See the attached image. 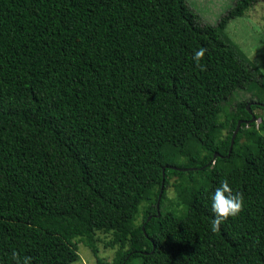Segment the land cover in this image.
Returning a JSON list of instances; mask_svg holds the SVG:
<instances>
[{
  "label": "trees",
  "instance_id": "16d2710c",
  "mask_svg": "<svg viewBox=\"0 0 264 264\" xmlns=\"http://www.w3.org/2000/svg\"><path fill=\"white\" fill-rule=\"evenodd\" d=\"M260 1L0 0V264H264V79L225 32ZM224 179L244 210L213 233Z\"/></svg>",
  "mask_w": 264,
  "mask_h": 264
},
{
  "label": "rangeland",
  "instance_id": "374dc122",
  "mask_svg": "<svg viewBox=\"0 0 264 264\" xmlns=\"http://www.w3.org/2000/svg\"><path fill=\"white\" fill-rule=\"evenodd\" d=\"M235 1L236 0H187L190 6L200 14L205 22L213 24L219 21L220 17L234 5ZM225 32L249 59L252 65L254 64L258 76L264 79V0L247 9L244 15L232 19L227 25ZM251 90L257 92V87ZM251 93L252 91L249 92L244 89L238 90L235 92L233 101L249 99ZM253 112L258 114L256 123L257 127H259L264 121V110L255 108ZM175 194V189L171 187L169 189V197L174 199ZM166 204L169 206V201H167ZM100 236L102 238L104 237L103 242L109 239L108 236L104 234ZM103 242L99 243L100 256L105 261L111 262L116 255L117 248L105 247ZM78 249L80 259L73 264H101L98 262L91 249L81 241L78 242Z\"/></svg>",
  "mask_w": 264,
  "mask_h": 264
},
{
  "label": "clouds",
  "instance_id": "9594fccd",
  "mask_svg": "<svg viewBox=\"0 0 264 264\" xmlns=\"http://www.w3.org/2000/svg\"><path fill=\"white\" fill-rule=\"evenodd\" d=\"M208 49L206 47H199L194 51L192 56L196 66L201 70H206V65L201 61L204 59ZM212 200V212L214 218L211 221V231L213 233L219 232L221 225L230 217H236L244 210L245 200L241 192H234L227 179L221 181L220 185L215 188ZM12 259L14 264H32L30 256H23L17 252H13Z\"/></svg>",
  "mask_w": 264,
  "mask_h": 264
},
{
  "label": "water",
  "instance_id": "95a60500",
  "mask_svg": "<svg viewBox=\"0 0 264 264\" xmlns=\"http://www.w3.org/2000/svg\"><path fill=\"white\" fill-rule=\"evenodd\" d=\"M249 108V107H248ZM256 119V116L253 114V117H252V119H251V121H253V120H255ZM241 123H242V121H239V123H238V125H237V127H236V129H235V131H234V134H233V137H232V142H231V147H232V145H233V143H234V139H235V137H236V135H237V133H238V131H239V129H240V125H241ZM160 198H161V194H160ZM158 208H159V204H158Z\"/></svg>",
  "mask_w": 264,
  "mask_h": 264
}]
</instances>
